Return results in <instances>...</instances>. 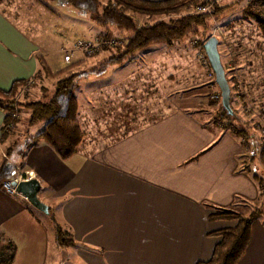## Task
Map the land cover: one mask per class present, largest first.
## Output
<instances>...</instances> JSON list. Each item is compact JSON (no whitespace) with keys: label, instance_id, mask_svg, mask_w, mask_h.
<instances>
[{"label":"crops","instance_id":"obj_1","mask_svg":"<svg viewBox=\"0 0 264 264\" xmlns=\"http://www.w3.org/2000/svg\"><path fill=\"white\" fill-rule=\"evenodd\" d=\"M55 2V6L67 7L60 0ZM35 5L38 6L24 0L19 13L11 11L9 15L0 9L1 90H7L16 80L31 81L40 69L37 57L42 58L51 72H56L46 57L60 55L61 44L103 33L90 17L52 11L43 15ZM54 19L62 21L58 26L59 45L47 36L55 33L47 25ZM172 43L166 47L171 48ZM157 45L152 44L135 53L131 61L123 62L133 64L147 50L162 53L154 55V62L142 64L140 71L127 78L112 75V68L121 63L106 68L102 72L106 76L94 73L78 80H84L76 83L73 91L82 140L68 159L60 160L41 141L25 149L27 128H23L21 138L12 140L4 150L10 138L0 141V165L4 161L16 174H29L39 183L37 199L47 206L46 216L52 217L50 227L66 231L73 240L67 249L56 245L57 264L70 256L69 251L79 264L205 261L218 242L217 237L209 234L235 224L209 221L207 216L230 208L241 212V206L249 205L259 196L252 180V174L263 172L257 159L249 160L243 141L232 132L211 125L196 110L207 100L204 92L206 85L212 87L210 77L203 82L199 72L204 75L203 69H198L191 58L178 59L179 49L173 57L165 59V48ZM81 59V55L76 58L80 66L61 77L71 75L78 67L85 66L90 71L103 66ZM66 66L61 59L59 68ZM259 70L262 75L260 79L256 75L259 84L251 87L253 93L243 84L246 93L241 94L245 103L264 102L261 62ZM45 79L48 78L40 76L36 82ZM58 79L61 78L50 81L55 84ZM83 85L90 86L82 95ZM39 86L41 96L45 87ZM3 117L0 112V128ZM23 117L26 120L28 114H18L15 130L22 126ZM254 117L263 125L264 114ZM41 215L45 214L32 208L21 196H8L0 190V234L15 246L12 264L19 263L17 259L23 258V251L25 264H29L31 254L39 253L40 241L34 236L42 230ZM44 227L46 230V224ZM21 244L28 249H21ZM237 264H264V228L260 220L251 223L249 242Z\"/></svg>","mask_w":264,"mask_h":264},{"label":"trees","instance_id":"obj_2","mask_svg":"<svg viewBox=\"0 0 264 264\" xmlns=\"http://www.w3.org/2000/svg\"><path fill=\"white\" fill-rule=\"evenodd\" d=\"M40 5L45 11L52 13L46 5L39 0H32ZM55 5V0H50ZM73 9L89 14L92 22L102 28L114 27L115 30L128 33L124 45L119 53L108 57L103 62L105 65L96 70H90L87 73L79 75H68L70 69L80 66L81 62L69 64L68 66L56 72H51L42 58L37 57L40 69L31 81L39 80L40 76L48 79H58L53 88L52 96L47 101H23L19 100V95L26 92L27 83L30 80L13 81L7 90L0 89V112L4 114L2 126L0 128V141L6 139L12 134L9 124L16 125L18 118L13 119L12 115L22 112L28 113L26 127L41 124L36 134L30 136L25 145L29 148L39 141L47 144L60 160H66L71 157L82 140V133L77 123V103L73 95L76 87V79L84 78L88 74H102L110 65L121 64L132 60L135 53L142 51L152 44L161 43L166 46L171 45L173 41L179 38L187 37L197 33L198 29L205 26L209 18L218 21V15L226 8H213V12L196 13L195 6L201 0H164L149 2L144 0H105L101 3L99 0H60ZM191 9L190 12H186ZM129 14L143 16H163L167 20L159 21L149 26L137 27ZM174 17L173 19L169 18ZM254 24L264 37V12L263 14L252 15ZM106 36V34H100ZM96 36V35H95ZM94 37V36H93ZM92 38V37H91ZM90 39V38H87ZM84 40V39H80ZM86 40V39H85ZM78 41V40H76ZM209 70V67H208ZM211 71H208V76ZM214 85V82H213ZM212 86V85H211ZM215 86V85H214ZM219 96L217 94L211 95ZM244 102V96L241 94V101ZM219 103V100H214ZM231 97L229 95V104ZM234 114V110L232 109ZM235 116H228L220 107L211 117L212 123L223 131H232L235 138L243 141L248 149V159H257L264 172V136L256 137L255 130L245 121L239 120ZM8 154V149L5 150ZM16 176L14 168L4 161L0 165V190L4 182L11 181ZM260 174H252V180L259 186L261 182ZM257 192L259 189L257 187ZM245 210V209H244ZM209 221L234 222V226L225 227L209 234L217 237L218 242L214 245L209 259L197 261L195 264H237L243 256L244 250L249 242V230L253 221L260 220L264 228V211L261 206L254 207L248 213L234 211L232 209L218 210L207 216ZM55 243L58 248H67L73 245V240L66 231L55 227ZM15 255V246L3 234H0V264H12Z\"/></svg>","mask_w":264,"mask_h":264},{"label":"rangeland","instance_id":"obj_3","mask_svg":"<svg viewBox=\"0 0 264 264\" xmlns=\"http://www.w3.org/2000/svg\"><path fill=\"white\" fill-rule=\"evenodd\" d=\"M39 1H41L42 4L46 5V7L52 12L65 13L66 15L77 14L78 16H87V17L90 16L89 14L84 12H79L70 6L67 7L55 6V4L50 0H39ZM99 1L101 3L105 2V0H99ZM23 2L24 0H0V9L1 11L4 12L5 15L6 14L9 15L11 11H13L14 13L15 12L19 13L20 9H22ZM34 3L37 4L36 2ZM6 5H10V7L8 8L6 7ZM35 6L38 9L39 13L45 15V10L40 5L38 6L35 5ZM197 6L198 4L195 6V8ZM217 8H226L222 12V14L217 16L218 21H215L213 18H209L206 21L205 26L202 29L201 28L198 29L197 33L193 35H189L185 38L184 37L179 38V40L177 41H173L172 47L169 49L166 47V45L161 43H157L158 44L157 46H160L161 48H165L166 50L165 52L167 55L165 59H168V57L170 58V56L173 57L174 54L176 53L175 50L177 49L181 51L179 52L180 53L179 56H177L178 59L188 61L191 58L192 61L198 64L197 66L198 69L199 67L203 69L204 75L202 71H199L201 72L200 77L202 81L206 83L208 77L210 76H208V71H209L208 64L206 59H204L202 45L208 38L214 37L217 41V52L219 55L220 63L223 68L224 75L230 90V97H231L230 108L231 110L232 109L234 110V114H236V116L239 118L240 121L243 120L249 126L253 127L255 131L256 130L260 131V132L256 131V133H258V137H261L264 135V130H263L264 123L263 125H261L260 121L256 119V117L254 116L255 114L256 115L264 114V102L259 100L253 102L247 101L246 103L245 102L242 103L241 91L246 93L244 90L245 88L244 85H245L246 89L247 87H249V91L252 90L253 93L254 89L251 87H254L255 84L256 85L259 84L257 81H255L256 75L258 79H260L261 78L260 76L262 75V72L259 70V66L261 62L264 67V37L261 36L260 33L258 32L254 24L252 15L263 14L264 0H221L217 4ZM190 11L191 9H188L186 12L188 13ZM194 12H196L195 9ZM129 16H131V18L134 20L137 27L149 26L156 22L167 20L163 16H156V15L143 16V15L129 14ZM169 18L173 19L174 17L170 16ZM61 23L62 21L60 22L58 19H54L47 23L50 31L52 33L55 32L52 36H50V33H48L47 36H49V38L52 37L53 39H55L56 44L58 45L61 44V40H58L57 37L59 36V34H61V31L58 29V26H60ZM114 29H115L114 27H108L102 30L103 32L102 34H106V36L109 37L121 39L125 42L127 37H129V35H127L128 33ZM110 31L111 32L116 31V32L115 33L112 32V34H109ZM75 41L72 44L70 43L61 44L62 52H60V55L51 54L46 57L47 62L50 65L52 71H57L60 69L59 67L61 65L63 52L71 51L73 49L72 46L75 43ZM122 47H115L109 50L102 47L90 57L82 56L81 60L89 59L93 63L97 62V64L105 65V63L103 62H105L109 56L113 54L116 55V53H119ZM160 52L161 50H158L155 54H152V51L147 50L142 55H140V57L135 58L133 64L123 63L121 65L113 67L112 75L118 78H127L131 74L140 71V67L142 66V64L154 62V55ZM78 54L79 53L73 52V56L70 57V60L67 62V66L69 64L76 62V58L80 57V54L79 55ZM175 59L176 57L174 58V60ZM203 63L205 66L202 65ZM88 71L89 70L85 69V66H82L80 68L78 67L77 70H73L71 75L84 74L87 73ZM209 74L211 75L210 72ZM94 75L95 74H88L85 77H92ZM100 75L106 76L103 75V73ZM79 79L81 78L76 79V83L84 81L83 79L78 81ZM209 80H210L209 83L212 85L211 87L212 89L207 87L208 85H206V91L204 92V94L207 97V100L201 102L196 110L200 115H202L205 121L208 120V123L210 122L212 125L213 123L211 121V117L215 112V110H217L219 103H217L216 101L210 98L211 95L213 94L215 95L218 92L216 86L213 85V75H211ZM31 82L32 83H27L28 85L26 88L27 90L26 92H23L22 94L19 95V100L28 101V102L35 101L36 99H37L36 101L38 100L47 101L52 96L54 82L50 81V79H45L41 83H38L36 81H31ZM39 85H43L45 87V92L41 96H40L41 86ZM89 86L90 85H83L81 89L82 95L84 94L86 88H88ZM177 87L180 88L184 86H177ZM207 88L211 90L209 91ZM199 90L201 89L199 88ZM76 94L78 95V90H76ZM207 103L209 104V106ZM202 104H204L203 105L204 109L201 106ZM26 114L28 113L26 112ZM26 120L23 117V122L21 123L22 126H20V128H17L16 130L14 128L15 126L10 124L13 126L12 134L11 137H7V139L10 138L9 139L10 141H8L9 143L5 141L6 142L5 144L7 145L3 146V150L7 148V146L10 144V142H12V140L16 139L17 137L21 138V134L23 135L22 133L23 128L25 129L27 128L28 130L27 138L25 140L26 143L28 141V138L30 136L35 135L37 130L40 129L41 124L31 127H26L25 125ZM213 126L215 125L213 124ZM215 127H217V125ZM230 132L232 131L230 130ZM10 159L12 162L14 161L13 156H10ZM251 170H252L251 172L254 173L253 171L254 168H251ZM259 177L261 178V182L259 186L256 185V187H258L260 195L254 202L249 203V205L247 204L244 207L241 206L240 211L244 213H248L250 209L258 206H261L264 211V172L260 173ZM41 218L42 220H44V224L41 225L43 226L42 230L40 229L39 232L36 234V236H34L36 240L40 241V244L37 246L39 248L38 250L39 253L35 251V248L33 249L35 251L34 254L36 253V255L38 254V256L36 255L33 256L31 254L30 258L28 259L30 260L29 264H42V263L57 264V260L54 259L55 250H56V244L54 240V228L50 227L52 224L51 222L52 217L49 216L48 218L46 215H41ZM45 224L47 226L46 230L44 227ZM44 243L45 245L43 247ZM19 247H21V249L23 248L24 250L28 249L26 244L23 245L21 244L19 245ZM42 248L45 249V252H42ZM69 252H70V256L66 258L63 263L60 262L59 264H79V261L73 257L72 251ZM20 257L21 256H18L17 262L19 263L17 264H25V262H23L22 260H26V252L23 251V258Z\"/></svg>","mask_w":264,"mask_h":264},{"label":"water","instance_id":"obj_4","mask_svg":"<svg viewBox=\"0 0 264 264\" xmlns=\"http://www.w3.org/2000/svg\"><path fill=\"white\" fill-rule=\"evenodd\" d=\"M209 70L213 75V82L219 94V105L221 109L230 117L235 116L230 108L229 95L230 90L226 81L223 68L220 63L217 52V41L214 37L208 38L202 45ZM17 195L21 196L35 210L47 215L48 209L43 203L37 199L40 192L39 183L35 179H29L24 182L11 183Z\"/></svg>","mask_w":264,"mask_h":264},{"label":"built area","instance_id":"obj_5","mask_svg":"<svg viewBox=\"0 0 264 264\" xmlns=\"http://www.w3.org/2000/svg\"><path fill=\"white\" fill-rule=\"evenodd\" d=\"M221 0H201L198 3V6L195 8L196 13H211L213 7L217 5ZM124 45V41L118 38H113L104 35H96L90 39L78 40L73 44V49L71 51H64L62 60L64 63H67L70 60V57L73 56V52L79 53L83 57L92 56L97 50L104 47L109 50L115 47H122ZM204 59H206L205 54L203 52ZM207 61V60H206ZM208 64V63H207ZM204 65V63L202 64ZM205 66V65H204ZM213 100H219V96H213ZM13 119H17V115L11 116ZM8 128L13 129L12 125H8ZM31 179L29 174H20L17 173L15 178L11 181L4 182L1 185V191H3L8 196H16L17 194L14 191V187L11 186V183L24 182Z\"/></svg>","mask_w":264,"mask_h":264}]
</instances>
